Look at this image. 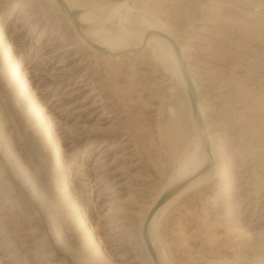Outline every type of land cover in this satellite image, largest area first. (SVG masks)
Masks as SVG:
<instances>
[{"label":"rangeland","instance_id":"374dc122","mask_svg":"<svg viewBox=\"0 0 264 264\" xmlns=\"http://www.w3.org/2000/svg\"><path fill=\"white\" fill-rule=\"evenodd\" d=\"M65 1L88 33H120L111 8L126 2L132 23L145 18L184 47L216 176L162 215L164 255L264 254V0ZM0 35L61 161L0 43V264H153L141 220L192 145L185 86L152 48L94 52L52 0H0Z\"/></svg>","mask_w":264,"mask_h":264},{"label":"bare ground","instance_id":"6f19581e","mask_svg":"<svg viewBox=\"0 0 264 264\" xmlns=\"http://www.w3.org/2000/svg\"><path fill=\"white\" fill-rule=\"evenodd\" d=\"M52 1L54 2L55 6L61 11V13L64 14V17L67 19V21L72 25L78 38L81 41L86 42L88 46L92 47L94 52H99L105 57L120 59L121 57L119 56L118 52H120L121 50H125L128 48L129 50L131 48L136 49L138 47H141V49L152 48V55L154 56V58L162 65L168 67V69L172 71V73L186 88L185 90L188 100L189 118L191 120V125L194 132V138L192 140L191 148L190 150L186 151L177 161L176 165L172 169L171 174L168 177V181L153 196L152 200L147 205L146 211L141 220V233L143 232V227L146 226L145 236L143 237L142 234L143 244L150 254V257L153 259V264H173L174 262L172 261V259L164 255L159 247V244L157 243L156 231L159 226L161 217L179 198L183 197L187 192L198 190L208 185L216 176L214 150L210 141V133L204 122L205 116L200 103L199 95L197 94L198 99L196 108L200 119H198V117L193 114L191 103L188 98L187 85L183 77L180 61L181 58L185 59L184 47L173 35L165 31L164 28L150 22L145 18H141L139 21L137 20V22L132 23L129 18V10L126 2L115 4L111 8V11L118 16L120 21L119 26L121 27L120 33L111 37L108 35V31L105 30H101L100 33L97 34L88 33L82 28H80V31H78L72 24L68 14L64 9L65 7L66 9L72 11L71 5L65 0ZM77 21L80 22L79 19ZM124 24H127L128 26L126 27L124 26ZM1 36L2 35H0V43L2 44L3 54L9 61V67H11V79L22 97L28 102L27 104L30 113L36 118H41V125L47 135L50 147L52 148L51 150H53L54 152V158L57 164L61 166V161L58 154L59 145L57 144L54 135L51 133V129L48 124L49 122L47 121L46 116L42 113L43 108L41 109L38 101L33 98L29 89L30 87H28L24 80L23 73L21 74V71H19L17 63L11 60L9 47H7V45L2 42ZM206 144L209 146V152L206 149ZM179 185L180 187L153 213H151L152 208H154L161 195L169 190L176 188ZM73 207L74 209L78 210V205L76 203H73ZM85 219H82V224L87 227L88 222ZM90 235L92 242L97 246L98 250L103 253V249L100 247L101 244H99L98 242L99 240H96V237L92 234V232L90 233ZM191 264H264V254L256 255L255 257L246 260L235 256L231 259L224 258L202 260L199 262L193 261Z\"/></svg>","mask_w":264,"mask_h":264},{"label":"water","instance_id":"95a60500","mask_svg":"<svg viewBox=\"0 0 264 264\" xmlns=\"http://www.w3.org/2000/svg\"><path fill=\"white\" fill-rule=\"evenodd\" d=\"M64 9H65L66 13L68 14L72 24L75 26V28L78 31H80V26H79L77 20L75 19V17L73 16L72 12L70 10L66 9L65 7H64ZM180 61H181V66H182L183 77H184V80H185L186 85H187V93H188L189 101L191 103L192 112L196 117H198V119H200L197 108H196V103H197V99H198L197 90H196L195 85L193 84V81L191 79V74L189 73V69L187 68V64L185 62V59L181 58ZM206 149L209 152V146L208 145L206 146ZM179 187H180V185L177 186L176 188L169 190V191L165 192L164 194H162L161 197L159 198V200L156 202L154 208H152L151 213H153L164 201H166ZM142 234L144 237L146 234V226L143 227ZM149 251H150V248H149ZM151 255H152V252H151Z\"/></svg>","mask_w":264,"mask_h":264}]
</instances>
